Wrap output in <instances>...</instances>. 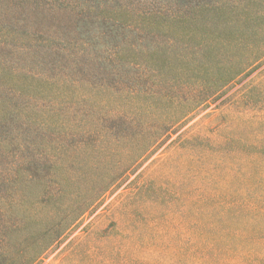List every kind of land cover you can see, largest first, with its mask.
I'll use <instances>...</instances> for the list:
<instances>
[{"label": "rangeland", "instance_id": "obj_1", "mask_svg": "<svg viewBox=\"0 0 264 264\" xmlns=\"http://www.w3.org/2000/svg\"><path fill=\"white\" fill-rule=\"evenodd\" d=\"M76 1L0 0V103L18 113L0 130V264H193V235L204 264H253L195 232L191 201L200 189L219 207L252 180L205 170L178 139L226 129L264 141V104L237 101L250 84L264 91V59L166 139L153 142L152 119L117 131L105 119L131 108L121 88L137 79L104 58L97 23L63 6ZM249 243L264 250V236Z\"/></svg>", "mask_w": 264, "mask_h": 264}, {"label": "trees", "instance_id": "obj_2", "mask_svg": "<svg viewBox=\"0 0 264 264\" xmlns=\"http://www.w3.org/2000/svg\"><path fill=\"white\" fill-rule=\"evenodd\" d=\"M153 1L142 11L125 6L122 0H77L63 6L97 23L105 39L104 58L109 64H128L137 79L133 86L121 88L131 108L111 112L105 119L108 126L126 130L152 119L156 122L153 142H158L170 137L191 112L219 98L230 83L263 61L264 0ZM65 46L72 48L73 44ZM112 82L119 91L120 80ZM171 84L178 87L174 95L170 94ZM241 100L264 104V91L258 84H250L237 97ZM11 105L0 103L2 132L18 116ZM222 131L226 134L218 139L200 133L184 135L178 139L179 145L196 151L193 159L205 170L218 168L238 174L252 180L254 188L223 194L219 207L210 204L216 194L195 190L192 226L198 235L216 234L215 242L237 249L250 263L263 264L264 250H255L249 240L264 236V141ZM197 239L193 235V264H204L206 257L199 253L202 242Z\"/></svg>", "mask_w": 264, "mask_h": 264}]
</instances>
